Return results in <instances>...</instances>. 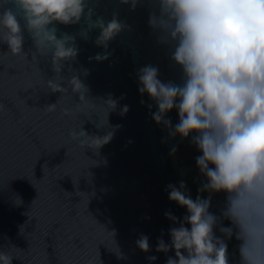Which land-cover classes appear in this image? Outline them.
Here are the masks:
<instances>
[{
	"label": "water",
	"instance_id": "obj_1",
	"mask_svg": "<svg viewBox=\"0 0 264 264\" xmlns=\"http://www.w3.org/2000/svg\"><path fill=\"white\" fill-rule=\"evenodd\" d=\"M88 3L93 21L116 15L125 28L105 47L97 44L100 30L89 29L83 17L78 24H56L58 38L68 33L78 48L60 73L50 52H37L22 12L17 18L28 58L0 42V250L13 264H165L174 251H155L159 238L169 241L173 226L165 213L186 214L169 201L167 186L183 180L195 199L204 178L190 139L170 136L152 119L156 105L138 91L137 72L151 64L159 79L179 84L183 71L171 60V46L148 26L150 0L134 9L122 0ZM0 4L13 7V0ZM98 54L106 58L97 60ZM72 75L84 93L68 85ZM55 78L68 90L52 92L48 80ZM168 116L178 122L175 110ZM81 128L89 137L111 139L99 146L70 136ZM223 201V194H213L210 211L218 212ZM141 235L149 238L147 253L137 246ZM235 243L229 242L230 253ZM152 255L158 259L149 261Z\"/></svg>",
	"mask_w": 264,
	"mask_h": 264
},
{
	"label": "clouds",
	"instance_id": "obj_2",
	"mask_svg": "<svg viewBox=\"0 0 264 264\" xmlns=\"http://www.w3.org/2000/svg\"><path fill=\"white\" fill-rule=\"evenodd\" d=\"M138 2L122 0L133 9ZM150 3L148 26L160 43L171 46V60L183 77L179 84L164 82L158 67L145 65L137 72L138 91L154 101L151 115L158 125L163 124L170 136L190 139L200 153L195 163L204 178L195 199L183 180L167 186L169 201L185 208L186 214L181 218L165 213L173 226L169 241L159 238L155 251H174L165 264H264V0ZM0 9V42L9 53L28 58L17 18L22 12L37 52H50L58 73L63 62L76 58L78 48L74 36L61 33L58 38L56 24H78L83 17L89 29L100 30L97 44L105 47L125 28L116 15L107 23L100 16L93 21L88 0H13V7L0 4ZM68 85L74 92L86 91L77 75ZM48 86L56 93L68 90L56 78L49 79ZM107 103L116 106L114 100ZM48 107L53 110L55 104ZM173 110L178 114L174 125L168 116ZM70 136H86L99 146L111 139V134L89 137L82 128ZM204 192L209 195L199 194ZM213 194L224 195L218 212L210 211ZM233 240L235 251L230 253ZM136 243L141 251H151L146 235ZM13 259L0 250V264H13Z\"/></svg>",
	"mask_w": 264,
	"mask_h": 264
}]
</instances>
